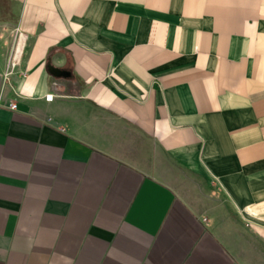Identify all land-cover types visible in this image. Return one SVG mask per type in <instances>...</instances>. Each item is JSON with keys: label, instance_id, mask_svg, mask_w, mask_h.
Instances as JSON below:
<instances>
[{"label": "crops", "instance_id": "obj_1", "mask_svg": "<svg viewBox=\"0 0 264 264\" xmlns=\"http://www.w3.org/2000/svg\"><path fill=\"white\" fill-rule=\"evenodd\" d=\"M0 264H264V0H0Z\"/></svg>", "mask_w": 264, "mask_h": 264}, {"label": "water", "instance_id": "obj_2", "mask_svg": "<svg viewBox=\"0 0 264 264\" xmlns=\"http://www.w3.org/2000/svg\"><path fill=\"white\" fill-rule=\"evenodd\" d=\"M49 72L55 76V77H68L70 75L69 72L64 71L58 67H55L53 65H49Z\"/></svg>", "mask_w": 264, "mask_h": 264}, {"label": "built area", "instance_id": "obj_3", "mask_svg": "<svg viewBox=\"0 0 264 264\" xmlns=\"http://www.w3.org/2000/svg\"><path fill=\"white\" fill-rule=\"evenodd\" d=\"M52 98H53V95H48V96H47V99H52ZM10 108H11V109H16V104H11V105H10Z\"/></svg>", "mask_w": 264, "mask_h": 264}, {"label": "rangeland", "instance_id": "obj_4", "mask_svg": "<svg viewBox=\"0 0 264 264\" xmlns=\"http://www.w3.org/2000/svg\"><path fill=\"white\" fill-rule=\"evenodd\" d=\"M2 6H3V5H2ZM3 12H4V10H3ZM2 17H5V14H4V13H3ZM13 44H14V46H15V45L17 44V41L15 40Z\"/></svg>", "mask_w": 264, "mask_h": 264}]
</instances>
